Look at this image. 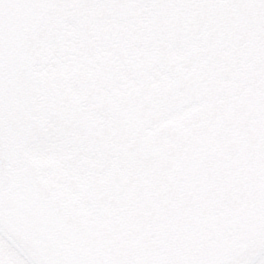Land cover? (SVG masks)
I'll use <instances>...</instances> for the list:
<instances>
[{
    "label": "rangeland",
    "instance_id": "rangeland-1",
    "mask_svg": "<svg viewBox=\"0 0 264 264\" xmlns=\"http://www.w3.org/2000/svg\"><path fill=\"white\" fill-rule=\"evenodd\" d=\"M24 34L0 264H208L238 240L264 199V0H60ZM226 264H264V235Z\"/></svg>",
    "mask_w": 264,
    "mask_h": 264
},
{
    "label": "flooded vegetation",
    "instance_id": "flooded-vegetation-1",
    "mask_svg": "<svg viewBox=\"0 0 264 264\" xmlns=\"http://www.w3.org/2000/svg\"><path fill=\"white\" fill-rule=\"evenodd\" d=\"M60 0H0V84L2 78L12 71V65L18 62L15 46L23 37L22 32L38 29L45 24L50 15L58 9ZM19 31L21 32L19 34ZM15 55V56H14ZM10 61L8 70L2 68L3 60ZM6 59V60H5ZM0 89V121L5 120L6 114L10 115L11 109L4 107V99L15 103L17 98L13 97L9 90ZM5 108V109H4ZM7 119V118H6ZM6 121V129L0 122L2 143L8 154L16 147L17 138L14 137V130L10 129L9 119ZM8 127V129H7ZM32 241V240H31ZM216 250L220 251L217 242ZM29 264H113L108 259L100 260L96 253L84 251L80 247L70 246H49L33 247L30 249Z\"/></svg>",
    "mask_w": 264,
    "mask_h": 264
},
{
    "label": "water",
    "instance_id": "water-1",
    "mask_svg": "<svg viewBox=\"0 0 264 264\" xmlns=\"http://www.w3.org/2000/svg\"><path fill=\"white\" fill-rule=\"evenodd\" d=\"M11 178L8 172V162L2 149L0 140V191L9 187Z\"/></svg>",
    "mask_w": 264,
    "mask_h": 264
},
{
    "label": "trees",
    "instance_id": "trees-1",
    "mask_svg": "<svg viewBox=\"0 0 264 264\" xmlns=\"http://www.w3.org/2000/svg\"><path fill=\"white\" fill-rule=\"evenodd\" d=\"M130 115V114H129ZM177 174H178V176H179V178L181 179L183 176L185 177L186 175L185 174H183V172L181 171V167H177ZM192 178V177H191ZM256 225H258V226H261V225H263L264 224V218L263 217H260V218H258L257 219V222L255 223ZM255 228H256V226H255ZM260 230H258V231H255V232H253L252 231V234H251V237L250 238H254V237H256V236H258V235H260ZM259 233V234H258ZM243 241L245 242V243H248V241H250V239H248V237H246V238H243ZM243 248H245V247H243ZM243 252V250H241V251H239L238 252V254L236 253V255L238 256V255H240L241 253ZM234 253L232 254V252H228V253H226L225 254V256H224V260H222L219 264H223L224 262H226V261H229V260H231L234 256H236Z\"/></svg>",
    "mask_w": 264,
    "mask_h": 264
}]
</instances>
